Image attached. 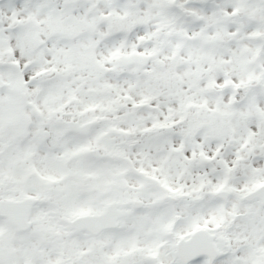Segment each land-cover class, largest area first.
Returning <instances> with one entry per match:
<instances>
[{
    "label": "snow or ice",
    "instance_id": "snow-or-ice-1",
    "mask_svg": "<svg viewBox=\"0 0 264 264\" xmlns=\"http://www.w3.org/2000/svg\"><path fill=\"white\" fill-rule=\"evenodd\" d=\"M0 264H264V0H0Z\"/></svg>",
    "mask_w": 264,
    "mask_h": 264
}]
</instances>
